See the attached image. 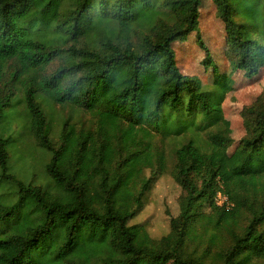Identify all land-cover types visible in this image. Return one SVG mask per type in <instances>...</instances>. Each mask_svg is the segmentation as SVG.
I'll return each instance as SVG.
<instances>
[{
  "label": "trees",
  "instance_id": "16d2710c",
  "mask_svg": "<svg viewBox=\"0 0 264 264\" xmlns=\"http://www.w3.org/2000/svg\"><path fill=\"white\" fill-rule=\"evenodd\" d=\"M262 81L264 0H0V264H264V97L231 96Z\"/></svg>",
  "mask_w": 264,
  "mask_h": 264
},
{
  "label": "rangeland",
  "instance_id": "374dc122",
  "mask_svg": "<svg viewBox=\"0 0 264 264\" xmlns=\"http://www.w3.org/2000/svg\"><path fill=\"white\" fill-rule=\"evenodd\" d=\"M54 68L55 66H52L49 72L51 73ZM231 96H233L235 98L234 101L238 103L250 104L255 102L257 101L258 97H264V81L253 85L252 87H248V85L245 84ZM12 114L13 113L11 112L6 113L8 117L7 121L13 119L15 115ZM230 118L231 123H229L227 130L224 132V145L231 150L235 145V141L242 135L245 125L241 122L240 116H234ZM18 121L11 122V126L9 127L10 132L15 131L18 133L20 131V123ZM207 149H209V147H207ZM211 154H214L215 156L219 155L216 151H211ZM16 159H18V163L14 162L16 172H19L21 175L27 177H32L35 175L37 176V179L41 178L42 174L40 170L44 169L46 162L37 160L36 165L38 166L39 171H34L32 163H30L25 158H21V156L18 155L16 156ZM250 169L253 171V174L259 176L262 183L264 184V147L262 149H258L253 156ZM184 196L185 194L181 189L175 188L172 184L167 182H162L159 187L154 190L147 208L143 210V214L139 215L138 217L140 221L147 220L148 225L151 227L154 238H159L161 236L160 227L164 225L168 226L167 222L177 215V212L184 201ZM214 234L217 235L221 241L226 242L231 240L229 239V234L226 231L222 229L215 230L214 227H212L209 230L208 236L203 240L204 246L210 247L208 240L210 236Z\"/></svg>",
  "mask_w": 264,
  "mask_h": 264
},
{
  "label": "built area",
  "instance_id": "2783aa9c",
  "mask_svg": "<svg viewBox=\"0 0 264 264\" xmlns=\"http://www.w3.org/2000/svg\"><path fill=\"white\" fill-rule=\"evenodd\" d=\"M228 197H229V195H227L223 192H219L217 195L216 204L220 207L226 206L227 201H228ZM227 207H229V206L227 205Z\"/></svg>",
  "mask_w": 264,
  "mask_h": 264
}]
</instances>
